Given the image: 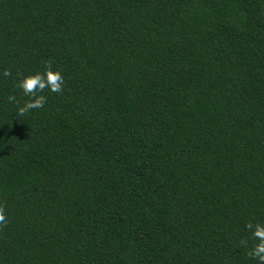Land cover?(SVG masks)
Listing matches in <instances>:
<instances>
[{"label":"trees","instance_id":"16d2710c","mask_svg":"<svg viewBox=\"0 0 264 264\" xmlns=\"http://www.w3.org/2000/svg\"><path fill=\"white\" fill-rule=\"evenodd\" d=\"M0 209V264H258L264 0H0Z\"/></svg>","mask_w":264,"mask_h":264},{"label":"clouds","instance_id":"9594fccd","mask_svg":"<svg viewBox=\"0 0 264 264\" xmlns=\"http://www.w3.org/2000/svg\"><path fill=\"white\" fill-rule=\"evenodd\" d=\"M4 76H10L11 72L5 70ZM64 78L60 71L53 70L50 64H45L43 73L29 74L18 81V88L23 94L29 97V100L23 105L18 106V115L23 116L25 113L33 109H42L46 103V97L39 95L44 89H48L51 93H60L63 90ZM10 102H15V96L8 97ZM3 210L0 209V222L4 221ZM249 229H253V237L259 240V243L252 249L251 256L257 259L258 264H264V224L257 223L253 225L247 224Z\"/></svg>","mask_w":264,"mask_h":264}]
</instances>
